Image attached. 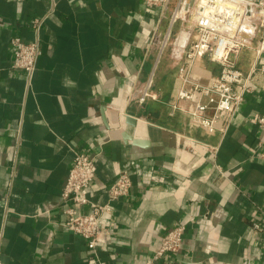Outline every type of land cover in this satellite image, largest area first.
I'll return each mask as SVG.
<instances>
[{"label": "crops", "instance_id": "obj_1", "mask_svg": "<svg viewBox=\"0 0 264 264\" xmlns=\"http://www.w3.org/2000/svg\"><path fill=\"white\" fill-rule=\"evenodd\" d=\"M176 1L0 0V264H146L180 224V249L152 264H264V124L251 122L264 118V75L224 132L193 125L174 108L179 64L159 52ZM13 38L38 44L30 79L12 66ZM198 63L202 80L219 74ZM75 153L96 165L90 200L106 202L122 171L131 182L94 253L64 227L66 208L88 211L61 199Z\"/></svg>", "mask_w": 264, "mask_h": 264}, {"label": "built area", "instance_id": "obj_2", "mask_svg": "<svg viewBox=\"0 0 264 264\" xmlns=\"http://www.w3.org/2000/svg\"><path fill=\"white\" fill-rule=\"evenodd\" d=\"M143 2L147 11L166 4V0ZM187 16L190 23L170 42L172 27L177 21L185 22ZM40 23V20L34 22L36 29ZM254 41L257 42L256 62L247 73H243L236 68L235 60ZM11 44L14 48L12 66L22 70L30 79L39 56L37 42L26 43L13 38ZM167 44L171 47V57L179 64L181 82L177 93L178 106L174 108L185 112L193 125L208 133L224 132L244 96L251 92L254 75H264V0H192L191 5L189 0H177L159 42L160 53ZM203 58L219 65L217 76L202 80L195 72ZM145 96L149 94L143 92L141 99ZM251 122L262 125L264 118L254 117ZM95 172L92 156L75 153L61 192L64 202L88 207L85 214L78 213L74 207L66 208L64 227L85 240L89 253L106 243L100 219L112 214V203L126 196L131 185L129 173L122 171L106 188V202L92 201L88 198V188ZM254 228L260 229L258 225ZM184 229L183 224L170 228L146 264L176 253L181 247Z\"/></svg>", "mask_w": 264, "mask_h": 264}, {"label": "rangeland", "instance_id": "obj_3", "mask_svg": "<svg viewBox=\"0 0 264 264\" xmlns=\"http://www.w3.org/2000/svg\"><path fill=\"white\" fill-rule=\"evenodd\" d=\"M173 8H171L172 10ZM171 10L169 12V14H167L166 16V20H165V26L167 27V24H168V21H169V17H170V14H171ZM190 23V18L187 16L186 17V21L185 22H181V21H177L174 26L172 27V30H171V39H170V42H172V39L173 37L176 35V33H178L180 30H182L183 28L187 27V25ZM170 44V43H169ZM167 44L165 50H164V53H168L171 51V47L170 45ZM163 53V54H164Z\"/></svg>", "mask_w": 264, "mask_h": 264}, {"label": "water", "instance_id": "obj_4", "mask_svg": "<svg viewBox=\"0 0 264 264\" xmlns=\"http://www.w3.org/2000/svg\"><path fill=\"white\" fill-rule=\"evenodd\" d=\"M191 3H192V0H189V5H191Z\"/></svg>", "mask_w": 264, "mask_h": 264}, {"label": "bare ground", "instance_id": "obj_5", "mask_svg": "<svg viewBox=\"0 0 264 264\" xmlns=\"http://www.w3.org/2000/svg\"><path fill=\"white\" fill-rule=\"evenodd\" d=\"M181 38H182V37H181ZM181 38L179 39V41H180L179 43H181V41H182Z\"/></svg>", "mask_w": 264, "mask_h": 264}]
</instances>
